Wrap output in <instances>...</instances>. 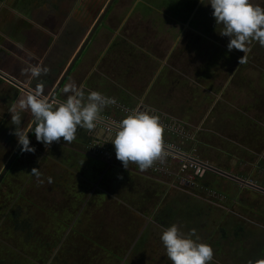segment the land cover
Masks as SVG:
<instances>
[{"label":"rangeland","instance_id":"rangeland-1","mask_svg":"<svg viewBox=\"0 0 264 264\" xmlns=\"http://www.w3.org/2000/svg\"><path fill=\"white\" fill-rule=\"evenodd\" d=\"M180 3L186 2L118 0L114 4L113 19H120L122 23L117 20V24L129 28V41L122 50L128 54L115 57L118 51H110V64L102 63L101 73L93 70L88 75V67L98 61L102 42L111 43L110 38L117 35L114 27L110 38L97 36L93 46L89 43L78 63L87 61L92 46L90 64L86 67L85 62L80 63L79 72L72 78L75 87L83 86L85 97L90 91H98L115 98L116 103L106 105L99 114L111 124L100 120L91 131L78 126L73 141L66 143L61 137L48 148L34 139L30 144L39 150L22 152L12 163L0 183V258H18L22 264H172L160 235L164 228L176 224L185 235L194 232V240L209 241L214 252L212 264L264 261V246L252 240L255 236L260 241L262 235L255 227L256 223L264 224L261 210H249L254 223L241 212L235 215L231 211L225 216V208L236 212L238 205L245 204L240 199L231 204L233 184H224L223 194L219 187L194 185L198 168L190 163L195 162L166 149L163 163L155 161L141 171L130 162L126 169L116 159L109 141L115 134L113 129L117 130L130 111H147L159 116L165 129L164 144L169 148L213 165L221 158V163L230 165L229 171L240 166L224 152L247 160L242 164L244 172L249 168L256 171L253 165L257 162L264 167V159L259 161V154L264 153V47L251 41L245 54L235 49L229 52V37L219 34L221 26L216 25L211 6L203 3L196 14L211 20L214 28L206 37L196 33L198 37L187 35L174 41L170 33L155 36L147 19L128 22L132 6L141 7L146 14L153 8L156 21H162L161 7L173 11ZM253 3L264 8V0ZM166 13L172 20L173 14ZM242 56L244 62L239 63ZM1 93L6 94V88L0 87V124H4L17 98L13 102ZM70 94L64 91L62 96ZM83 135L91 141L79 148ZM9 157L0 151V173ZM33 168L39 172V179L31 173ZM199 196L210 202L200 201ZM132 203L139 206L136 211ZM17 207L33 217L37 234L28 236L30 231L13 227L11 213ZM245 208L241 211L246 212ZM219 223L226 225L225 240L219 239L220 233H213ZM237 226L242 228L233 238ZM218 241L221 245L216 244ZM48 243L51 246L45 247Z\"/></svg>","mask_w":264,"mask_h":264},{"label":"clouds","instance_id":"clouds-1","mask_svg":"<svg viewBox=\"0 0 264 264\" xmlns=\"http://www.w3.org/2000/svg\"><path fill=\"white\" fill-rule=\"evenodd\" d=\"M201 3L205 4L204 0ZM216 25L221 26L219 34L229 37L227 49L249 51L251 41H258L264 47V8L253 3V0H207ZM244 56V55H243ZM243 56L239 63H243ZM32 77L47 73L48 69L29 66L23 70ZM65 92H71L66 100L53 107L41 99V88L37 86L35 93L21 96L13 104L9 112L13 134L17 137L21 152H33L28 133L21 128V113H29L34 121L32 132L37 142L46 147L62 137L66 143L75 139L77 127L89 131L96 127L101 110L106 105L116 103L114 97H107L98 91H90L85 97L83 86H69ZM164 126L158 115L147 111H130L117 125L114 136L109 141L115 149L116 159L124 168L135 163L141 171L152 167L155 161L163 163L167 156L164 144ZM168 147V146H167ZM31 173L39 179V172L33 168ZM51 183V178H49ZM183 234L176 224L164 228L160 240L167 258L172 264H211L214 252L206 242H198L192 236Z\"/></svg>","mask_w":264,"mask_h":264},{"label":"crops","instance_id":"crops-1","mask_svg":"<svg viewBox=\"0 0 264 264\" xmlns=\"http://www.w3.org/2000/svg\"><path fill=\"white\" fill-rule=\"evenodd\" d=\"M153 1L156 2V0ZM181 1L182 3L183 1L186 3L184 5L180 3L179 7L173 8V11L167 8H165L164 10V8L161 7L162 13L159 18L162 19V21H156V17L158 15L156 14V10H154L153 8H149V13L146 14L141 9V7L138 8L132 6L128 10V15L131 17V21L129 20L128 22H133L136 24L140 20L147 19L148 25L151 28L150 30L154 32L155 36L164 33H170L174 41H178L182 37H185L187 35H195V37L201 35V37H206L207 35L211 34V32L214 31L212 21L209 19L206 20L204 18L205 16L203 17L202 14H196V10H198V8L202 6L201 0ZM55 6H57V9L51 10L49 15L53 13L56 14L57 11L61 12L66 9L70 14V9L72 7L70 6L69 2H64V0H61L60 3L58 5L56 4ZM164 7H167V3L164 4ZM18 8L21 11H19ZM47 8L48 7H46L44 0H21L18 2L17 0H0V27H2L3 30H5L6 27H10L16 33L17 37L15 38V40L13 38H10V36L6 35V30L0 33L5 38V40H9L15 43L17 47L22 48L26 52L25 56H23L22 58H18L14 56L13 51H10L8 48L1 47L0 71L10 76L14 81L22 84L23 86H30V88L34 90V92L37 86L41 88V92H46L53 89L56 86L55 84L60 80L64 70L72 61V58L78 49L76 40L73 41L72 37L69 40L64 41V38L59 35L63 29L62 24L51 29L52 24L50 26L41 22L40 18L43 12L42 9L45 12ZM166 11L170 12L171 15L173 14L172 20L169 19ZM192 18H194L195 20H193ZM117 20L119 22L121 21L120 19ZM204 21H209L210 23L206 24ZM55 22L56 21H54L53 23ZM167 22L172 23L166 24ZM114 27H116L115 32H117V35H114V38H110L111 43H106L105 41L104 44L102 42L101 52L105 54V56L102 57V60H104L105 62L98 59V61L91 67V69H96V71L99 73H101L99 67L102 65V63L104 66H106V62L110 64V62L107 60H109L111 56H107L106 51H118L117 53L115 52V57H121L122 55L128 54L125 49V53H122V50L128 44L127 41H129V28L121 26L119 24L111 25V28H108V35L110 34L111 36ZM140 28H143V26ZM118 29L119 31L122 30L121 33L118 32ZM102 31L98 35V38L104 40L105 35L104 33H102ZM196 33L199 35H197ZM145 57L148 58L147 56ZM131 58L132 57H130V60ZM29 66H39L41 69L47 68L48 71L47 73L42 72L39 77H32L31 75L23 71ZM73 74H75V72ZM72 78L73 76L70 78V81H67L69 82L68 85L76 86V84L72 82ZM9 84L10 83H7V81L3 80V78L0 77V87H4L7 89ZM17 89V95H19L18 92L19 90L21 91V89ZM64 91L65 88L61 89L59 94V97H61L60 101L62 100L63 102L66 100V98L62 96V93ZM25 94L26 93L21 96H24ZM121 98L125 99V94H122ZM57 104H59V102H57ZM57 104L54 106H57ZM83 146L84 142H82V145L79 148H82ZM84 154L85 153L83 150L82 155ZM137 204H139L138 200ZM132 208H134V206ZM65 236L66 235H64V238Z\"/></svg>","mask_w":264,"mask_h":264},{"label":"flooded vegetation","instance_id":"flooded-vegetation-1","mask_svg":"<svg viewBox=\"0 0 264 264\" xmlns=\"http://www.w3.org/2000/svg\"><path fill=\"white\" fill-rule=\"evenodd\" d=\"M13 1H15V0H13ZM22 1H24V0H22ZM60 1L61 0H44V3L46 5V7H48V8L45 10V12L42 9L43 12H42V15L40 18L41 22L43 24L50 25V26L52 24L51 29H53L54 27H58L59 25L62 24L63 29L59 35L62 36V38H64V41H67L72 37L73 41L76 40V43L78 45V50L81 48V46L84 45V49H83L80 57L83 55V53H84L86 47L89 45V43L93 46V43H94L96 37L101 33L102 30L103 31H105L106 29L109 30L108 28H111V25H117V19H113L112 12H113L114 4L118 0H114L112 2H111V0H64V2H67V3L69 2L70 6H72L70 9V14H69V11L66 9V10H63L61 12L57 11L56 14L53 13V14L49 15L51 10L57 9V6H55V5L56 4L58 5L60 3ZM19 11H21V10L19 9ZM101 18H102V20L100 22V25L95 30V32L93 33L91 38L87 39L88 35L95 28L96 23ZM54 21H56V22L53 23ZM58 21H60V22H58ZM133 24H135V23H133ZM120 25H122V24H120ZM139 29L140 28H133V31L135 30L137 32ZM5 30L7 31L6 35L10 36V38H13L15 40V38L17 37L16 33L10 27H6ZM5 30H3L2 27H0V32H3ZM55 30H58V29H55ZM103 31H102V33H103ZM104 35H105V39L110 38V34L108 35V33H106ZM92 46L90 49V54L87 55V57H88L87 61H83L82 63L80 62L81 64H83L85 62L86 67H88L87 64L88 65L90 64V55H91V52H93ZM1 47H5V48H8L10 51H13L14 56L18 57V58H20V57L22 58L23 56L26 55V52L22 48L17 47L15 43H13L9 40H5V38L0 33V49H1ZM98 50H100V49H98ZM77 51H76V53H77ZM109 52H110V50L106 51V55ZM76 53H75V55H76ZM99 55L100 56L98 59H100V60H102L103 59L102 57L105 56V54L103 52H101ZM74 56H73V58H74ZM80 57H79V59H80ZM79 59L74 64L73 68L70 70L69 74L67 75L66 80L64 81V83L62 84L60 89L56 92L55 102L52 101L50 103V105H52L53 107H55L54 106L55 103L59 102V104H60L61 102H63L62 100L60 101V98H61V97H59L60 91H61V89L66 88V86H70V85H68L69 82H67V81H70V78L74 75L73 74L74 72H75V74H77L79 72V69L81 68L80 63H78ZM102 61L105 62L104 60H102ZM68 66H67V68H68ZM67 68L64 70V72L67 70ZM92 69H91V67H88V72L89 73L91 72L90 75L93 72ZM94 71H96V69ZM64 72L62 73V75L64 74ZM55 85H57V83ZM13 87L14 86L9 84L7 88L13 89ZM25 87H26L27 91L26 90H21V91L19 90V92H18L19 95H23L24 93H26V94L35 93L34 90H32L30 88V86H25ZM55 87L53 89L49 90L46 95L43 92H41L42 95L40 94V96L47 98L46 96H50L53 93ZM19 98L20 97L18 96L15 102H17V100ZM8 113H9L8 114L9 119L7 120L6 123L3 124L4 129L0 132V141H1L0 151H3L7 154H10V157L8 159V161H9L10 158L12 157L13 153L17 149V147H19V145H18L17 137L13 134V130L15 128V125H13L12 121H11V115L12 114L10 112H8ZM20 116H21V125L20 126H21V128H23L25 133H28L29 128L32 126L34 121L31 117V115L27 112L21 113ZM99 117H100V119L96 122V126H98V124L100 123L99 122L100 120H103V122H105V123L111 124L108 122V121L111 122L110 119H108L106 117L103 118L101 116H99ZM105 125L109 127V125H107V124H105ZM109 129H110V127H109ZM113 131L116 132L115 129H113ZM29 138H30V142L35 139V135L33 132L30 134ZM81 138L83 139L82 142H84V144L88 143V141L85 142V138H86L85 135H83ZM52 143H54V142H52ZM52 143L50 145H52ZM50 145H48V147ZM33 147L35 150H39L38 146H33ZM105 148H107V147H105ZM20 152H19V154L22 153V152L21 153ZM180 153H182V152H180ZM224 153L229 155L230 157H232L233 160L237 161L238 164H236V165L240 166V168L233 166L229 171L230 165L226 161H223L221 163V158H218V164L217 165H213V164H210L208 162L202 161L201 159H197L195 157H192L190 154L186 153L183 155L184 158L190 159L191 160L190 162H195V163H190V164L198 168V172H197L198 173L197 174L198 180L197 181L195 180L194 185H198L201 187L213 186V188L219 187V191L222 192V186L224 184H225L224 186H226V184L230 182L231 184H233V185H231L233 188L230 192L233 195V197H229L228 194H225V196L231 198V200H232L231 204L232 205L235 202H240L242 200L244 201L245 204H243V206L238 205L237 206L238 211H236V212L234 210H232V208H230V209L225 208L226 209L225 216L231 211H232V214H235V215H237L238 212H241L245 215L244 217L247 216V219H249L251 216H253V215H250L251 212H249V210L252 211L253 209H260L263 216H264V167L261 168L260 167L261 163L257 162V163H254V165H253L255 167L256 171H252V169L249 168L248 172H244L242 164H244L243 162H245V164H247V162H248L247 160L239 159L238 157L234 156L236 153H230V152H224ZM259 155H260L259 161H262V159H264V153L259 154ZM17 156H16V158H17ZM16 158H15V160H16ZM15 160L12 163H14ZM8 161L6 162V164L8 163ZM12 163H11V165H12ZM5 165H4V167H5ZM184 166H185L184 168L187 167L186 164H184ZM4 167L2 168V170L4 169ZM251 175H253L254 178H251ZM3 178H2V180H3ZM1 181H0V183H1ZM207 183H209V184H207ZM220 187H221V190H220ZM222 194H223V192H222ZM198 198H199V200L201 199V200L210 202V200H208L207 198H202L200 196ZM239 199H240V201H239ZM177 200H178L177 197H175L174 201H177ZM168 201L169 200H167L166 202H168ZM211 203H213V202H211ZM178 204H180V203H178ZM217 206H220L221 208L223 207L219 203ZM244 207H246L245 208V210H247L246 212L241 211V210H244ZM169 208H170V206H169ZM203 208L205 210V206ZM221 208H219V210ZM210 211L211 210H209V212ZM165 217H167V214L165 215ZM223 218H224V216H223ZM223 218H221V222H222ZM261 219L263 221L264 218H261ZM249 220L252 223H254V220H251V219H249ZM230 222H232V221L229 220V223ZM220 223L214 228L213 233H220L219 239L221 240L222 239L221 236L224 233L223 230H225L227 232V234H228V231H227V229H225L226 225L223 226ZM12 225L15 228L13 223H12ZM194 227H197V225H193V228ZM237 227H236L237 229L234 232H238L242 228L240 226H237ZM255 227L257 228V230H260L262 232V235L260 236V241L255 239V236L252 237V240L255 241V243H254L255 245L259 244V245L264 246V224L263 223H256ZM234 237H236L235 234L233 235V238ZM206 243L208 244L209 241H207ZM216 244H217V242H216ZM0 264H3V263L0 261ZM249 264H251V263L249 262ZM259 264H264V261L260 262Z\"/></svg>","mask_w":264,"mask_h":264},{"label":"trees","instance_id":"trees-1","mask_svg":"<svg viewBox=\"0 0 264 264\" xmlns=\"http://www.w3.org/2000/svg\"><path fill=\"white\" fill-rule=\"evenodd\" d=\"M9 91V92H8ZM17 91H18V89L17 88H15V87H13V89H6V94H2L3 96H5V97H10V99L14 102L15 101V99L17 98ZM1 92H4V91H1ZM43 93L46 95L47 93H48V91H43ZM12 95H13V99L11 98L12 97ZM10 99H9V101H10ZM13 102H11V103H13ZM4 129V126H3V124H0V131H2ZM91 137H86L85 138V142H90L91 140ZM3 148V147H2ZM21 153V152H20ZM20 154H18V156H19ZM17 156V157H18ZM17 159V158H16ZM207 184H209V183H207ZM132 207H133V203H132V205H131ZM131 207V208H132ZM134 208H136L135 209V211L139 208V206L138 205H136V206H134ZM138 213V212H137ZM12 214V216H11V220H12V223L14 224V226H15V228L17 229V230H28V231H30V233H28V236H31V235H35V234H37V230L36 229H34L33 228V226H32V224H33V217L32 216H29V215H25V214H22V210L19 208V207H17L15 210H14V212H12L11 213ZM57 228L55 227L54 228V230H56ZM223 234H222V236H221V240H225V239H227L228 238V234H227V232L225 231V230H223ZM238 233H240V231H238V232H236L235 233V236L236 237H238L239 236V234ZM150 237V236H149ZM148 237V238H149ZM146 238V237H145ZM221 241H218L217 242V245H221ZM59 245V244H58ZM49 246H51V243H48V245H45V247H49ZM52 246H54V247H56L57 245H55V243H53L52 244ZM137 246H140V243L137 245ZM137 248V247H136ZM137 251H140V249L139 248H137L136 249ZM0 261L3 263V264H22L21 262H19V260H18V258H6V259H4V258H0ZM213 262V261H212ZM212 262H211V264H212Z\"/></svg>","mask_w":264,"mask_h":264},{"label":"water","instance_id":"water-1","mask_svg":"<svg viewBox=\"0 0 264 264\" xmlns=\"http://www.w3.org/2000/svg\"><path fill=\"white\" fill-rule=\"evenodd\" d=\"M114 1V0H111V2ZM109 7V6H108ZM102 18L99 19V21L96 23L95 25V28L93 29V31L88 35V38L87 39H90L91 36L93 35V33L95 32V30L98 28V26L100 25V22H101ZM86 39V40H87ZM84 49V45L81 46V48L77 51L76 55L74 56V58L72 59L71 63L69 64L67 70L64 72V74L61 76L59 82L57 83L53 93L47 98L45 99L44 97L41 96V99H44L47 103H51L52 101L55 102L56 98H55V94L56 92L60 89V87L62 86V84L64 83V81L66 80L67 78V75L69 74L70 70L73 68L74 64L77 62V60L79 59L80 55L82 54V51ZM0 77L3 78V80L7 81V83H10V85L16 87V88H19L21 90H26V87L23 86L22 84L14 81L10 76L6 75L5 73L1 72L0 71ZM27 91V90H26ZM30 92V91H29ZM62 103V102H61ZM34 127V122L32 124V126L29 128V132H28V135L30 136V134L32 133V128ZM20 145L19 147H17V149L15 150V152L13 153L12 157L10 158V160L8 161V163L5 165L4 169L1 171V174H0V181L2 180V178L4 177V175L7 173V171L9 170V167L11 165V163L15 160L16 156L19 154L20 152ZM165 149L166 150H171L172 152H176L180 155H184L180 152H178L177 150H174L172 148H169L167 146H165Z\"/></svg>","mask_w":264,"mask_h":264}]
</instances>
